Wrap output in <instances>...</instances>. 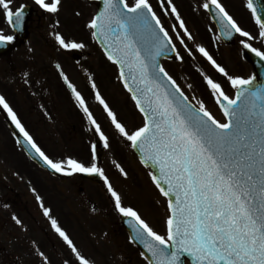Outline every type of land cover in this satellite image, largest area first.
Returning a JSON list of instances; mask_svg holds the SVG:
<instances>
[{"label":"snow or ice","instance_id":"1","mask_svg":"<svg viewBox=\"0 0 264 264\" xmlns=\"http://www.w3.org/2000/svg\"><path fill=\"white\" fill-rule=\"evenodd\" d=\"M159 2L162 8L165 3L168 5L164 8L165 15L170 10L179 22L178 26L173 25L172 31L185 52L190 57L194 51L203 56L235 90V95L230 96L219 82L201 73L223 114V122L202 100L193 104L159 62L158 58L170 52H174L181 62L184 57L176 50L173 36L150 0H103V9L85 26L91 30L92 39L100 44L107 60L117 66V79L143 116V126L129 131L101 95L94 78L88 77L96 99L103 105L115 129L139 150L141 163L154 169L149 173L151 181L167 200L166 235L156 232L136 208L124 204L121 193L97 164L96 144L91 145L90 163L72 157L55 160L37 144L3 95H0V106L23 134L26 143L54 172L65 176L84 173L103 178L115 210L130 218L127 220L132 231L130 240L142 243L151 254L149 257L141 253L147 264H183L185 255L191 256L196 264H264V84L249 87L254 83V76L230 75L202 44H195L194 50L189 48L185 37L190 41L195 38L173 0ZM12 3L13 0H0V10L10 26L20 28L25 6L13 10ZM35 3L47 13L60 11L61 0H35ZM211 6L215 8L224 36L231 37L234 30L248 40L255 39L240 27L220 0H205L203 8L210 9ZM247 7L260 29L259 36L264 39V17L257 15L253 0H247ZM56 24L59 25L58 20ZM177 27L183 30V35L176 31ZM53 35L64 50L86 47L82 41L67 39L59 31ZM14 39L13 35L0 30V47ZM240 43L264 59V51L246 40ZM55 67L94 126L104 148H110L109 137L89 110L84 96L61 65L57 63ZM114 164L127 178L124 167L115 161ZM37 200L41 197L37 196ZM40 206L79 264H94L81 254L69 234L51 215V209L42 201ZM12 219L18 225L22 224L15 215ZM38 255L45 264H50L43 252Z\"/></svg>","mask_w":264,"mask_h":264},{"label":"rangeland","instance_id":"2","mask_svg":"<svg viewBox=\"0 0 264 264\" xmlns=\"http://www.w3.org/2000/svg\"><path fill=\"white\" fill-rule=\"evenodd\" d=\"M24 1L40 8L35 0H13L12 9H17ZM93 1L61 0L60 11L57 14L47 13L40 8V14L35 17L31 24L32 32L28 44L14 48L5 57L0 58V93L6 98L22 123H25L29 129L31 128L33 131L31 135L38 145L49 157L55 160L72 157L90 163L91 145H98L101 142L89 119L87 118V121L79 115L80 113L76 110L68 91L62 86L63 79L59 75V70L55 67L59 63L63 72L76 86L77 90L85 92L80 70L84 68L89 72V66L84 60L76 64L72 53L60 48L53 35L54 32L59 31L67 39L82 41L86 47L81 51H88L91 47L93 48L94 42L91 37V30L85 26L96 11ZM175 1L174 4L182 19L195 38L194 41H190L185 37V42L189 48L194 50L195 44H202L213 58L226 68L230 75L249 77L251 69L240 52L243 49L240 41L246 40L253 47L260 50L264 49V39L259 36L260 29L258 25L246 17L239 16L238 12L243 13L239 7L234 4L229 5L238 15L235 20L240 27L248 31L255 39L248 40V38L238 34L237 43L226 46L220 38L216 39L218 37L217 32L206 16L200 0ZM150 3L164 26L169 30L170 35L173 36L176 50L184 57L181 62L175 58L174 54L171 58L163 59L162 65L176 79L192 102L202 100L207 109L223 122V114L201 73L207 74L214 81L219 82L228 95L233 96L235 90L231 87L227 78L218 73L203 56L194 51V55L190 57L185 52L183 45L179 42L176 43V34L172 31V28L173 25L178 26L179 22L170 10L165 15L164 8H168V5L161 8L159 0H150ZM57 20L59 25L56 24ZM0 30L4 34H11L3 10H0ZM176 31L183 35L182 29L177 27ZM92 61L96 73L95 83L98 82L101 95L117 114L118 119L126 125L129 131L143 126L142 115L135 107L130 94L117 79V67L111 68L107 64L101 63L102 60L99 61V57L96 61L93 58ZM25 73H27V76H25ZM25 80L28 83H25ZM188 85H191V88ZM85 101L104 133L109 137L110 148L106 149L103 146L102 150L97 149L99 154V158H97L98 166L105 170V174L112 185L121 193L124 204H133L138 207L137 210L150 226L159 234L166 235L167 201L153 185L149 176L150 169L140 164L131 148V142L122 137L115 129L103 105L96 103L95 100L91 101V98L90 100L85 99ZM92 132L97 134V141L94 140ZM14 143L16 142L12 134L0 117V169L2 168L4 177L7 179L13 177L31 178L35 180L36 184L50 183L54 187L57 185V189L64 190V195L61 196L59 190H56L53 198L55 201H65L63 209L71 214L74 221L73 224L69 222L70 233H77L76 237L81 242L83 239L84 243L88 241L100 243L103 239L108 240L111 228L102 221L107 223L110 216L108 211L111 214H114V212L110 209L111 206L109 207L111 196L107 192L103 178L101 177L99 185L83 180L78 174L73 176L64 175L60 178L62 181L57 180L31 163L21 149L16 148ZM114 161L124 167L128 173L127 178L121 175L115 167ZM13 166L18 168L19 175L14 173L12 177ZM40 190L42 192L46 191L48 195L51 193L44 186H40ZM36 204L40 206V203L36 202ZM94 204L97 208H93ZM105 204L108 207L105 211H102L101 206ZM57 206L55 207L56 210H58ZM5 209H11V207ZM74 213L83 223V227L77 222ZM154 216L159 217V226L153 219ZM92 222L95 225L92 226Z\"/></svg>","mask_w":264,"mask_h":264},{"label":"flooded vegetation","instance_id":"3","mask_svg":"<svg viewBox=\"0 0 264 264\" xmlns=\"http://www.w3.org/2000/svg\"><path fill=\"white\" fill-rule=\"evenodd\" d=\"M200 2L204 4L205 0H200ZM220 2L234 19H237L238 15L232 10V7L229 6L231 4H234L243 11L244 14L238 12L239 16L246 17L251 22L254 20L252 11L247 7L246 0H220ZM173 3H176V1L173 0ZM165 5L167 4L165 3ZM33 21L34 19L28 23L30 32H32L31 24ZM237 40L238 39H236V41ZM27 43L28 41L23 44L17 42L15 48ZM91 56L92 50H88L82 54V59L89 61ZM3 57L4 56H0V58ZM76 58L78 61L81 60L80 56H77ZM87 64L91 75H94L93 64ZM82 75L84 76V71H82ZM0 95L2 94L0 93ZM0 117L4 120L6 125L11 121L9 117H4L2 112H0ZM23 124L31 134V132H33L31 128L29 129L25 123ZM14 167L15 166L12 167V177L14 176V173L19 175L18 168ZM1 169L0 264H45L43 258L38 255V252H43L45 256L48 257L50 264H64L65 261H68V264H79L75 255L71 252L59 234L52 228L49 218L44 216L41 206L36 204V202L41 204V201L45 207L51 209V215L58 221L60 227L69 234L81 254L90 261H93L94 264H147V261L141 255L140 249L130 241L116 243L113 238L110 241L102 240L100 243L94 241L93 243L89 241L84 243L83 239L82 242L79 241V238L76 237L77 233H70L69 231V222L73 224L74 221L71 214H68V212L63 209L65 201L62 197L61 199L63 201H55L53 198L56 190H59L58 192L61 196L64 194V190L57 189V185L54 187L50 183L36 184L35 180L31 178L13 177L7 179L4 177V172H2ZM88 182L94 184L93 182ZM40 186L48 188L51 193L48 195L46 191L42 192ZM33 189H35V191H33ZM37 196L41 197V200H37ZM32 204L35 206L33 207ZM110 204H112L111 201ZM56 205H58V210L55 208ZM8 207H11V209H5ZM93 208H97L95 204L93 205ZM106 208V204L101 206L102 211H105ZM111 209L116 211L114 206L111 207ZM108 213L110 214L109 221L107 223L102 221V223L108 225L114 231L118 229V234H121L120 230H123L121 215L119 213L111 214L109 211ZM13 215H15L22 224L18 225L12 219ZM75 218L83 227V223L79 220L76 214ZM154 219L157 226H159V218ZM91 225L93 226L94 224ZM86 233L88 234V232Z\"/></svg>","mask_w":264,"mask_h":264},{"label":"water","instance_id":"4","mask_svg":"<svg viewBox=\"0 0 264 264\" xmlns=\"http://www.w3.org/2000/svg\"><path fill=\"white\" fill-rule=\"evenodd\" d=\"M253 4H254V7L257 9V15H260V16L264 17V2H263V0H253ZM103 7H104L103 0H99L98 11L102 10ZM23 11H24L25 15H24V21H23L22 27L13 28L15 30L16 34L18 35V37L21 38V39H25L26 38L27 33H28L26 22L34 13V10L30 9L29 7H24ZM213 18H214L215 22L217 23L218 28L220 30V24L218 23L216 16L213 15ZM232 35H233V33H232ZM223 37H224V35H223ZM1 49L2 48H0V52H1ZM172 54H173V52L166 53L162 57L171 56ZM245 56L252 63L253 68H254L255 80H254L253 85H250L249 87H254V86H259L261 84H264V60L262 58L256 56L253 52L252 53L251 52H246ZM162 57L158 58L159 62H160V59ZM16 137H17L18 140H20V145L23 147V149L25 150L27 155L33 161H35L39 166H41V167H43L45 169L51 170V168H49L45 164V162L39 157V155L34 151V149H31L30 145H28L26 143V141L24 140V138L21 137L17 132H16ZM133 149L136 152V154L138 155L139 159L141 160L139 150L136 149V148H133ZM149 167L152 169V171H154V169L151 166H149ZM85 175L88 176L91 179H94V180L98 179V175H91V174H85ZM128 226H129V224H128ZM129 231L131 232V235H132V231H131L130 226H129ZM135 242L142 248L143 252L147 256H149V257L151 256V254L147 251V249L144 248L142 243H140L138 241H135ZM184 257H187L190 260L191 264H196V261L193 260L191 256L185 255ZM184 257H182V260L184 259Z\"/></svg>","mask_w":264,"mask_h":264}]
</instances>
